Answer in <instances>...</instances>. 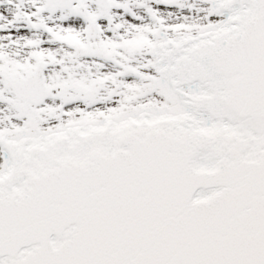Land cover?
<instances>
[{
  "label": "snow or ice",
  "instance_id": "1",
  "mask_svg": "<svg viewBox=\"0 0 264 264\" xmlns=\"http://www.w3.org/2000/svg\"><path fill=\"white\" fill-rule=\"evenodd\" d=\"M0 264H264V0H0Z\"/></svg>",
  "mask_w": 264,
  "mask_h": 264
}]
</instances>
